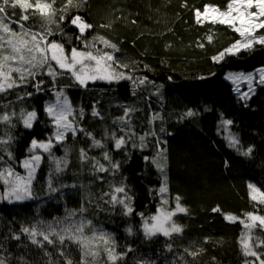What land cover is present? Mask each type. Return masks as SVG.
<instances>
[{"label":"trees","instance_id":"16d2710c","mask_svg":"<svg viewBox=\"0 0 264 264\" xmlns=\"http://www.w3.org/2000/svg\"><path fill=\"white\" fill-rule=\"evenodd\" d=\"M229 2L81 0L80 6L71 7L68 15L78 14L92 25L83 39H77L79 30L67 19L59 27L49 26L53 35L47 39L62 44L66 53L72 48L88 51L84 45L93 42L94 37L109 40L119 49L112 53L116 60L128 65L116 70L133 79L82 87L71 73L52 62L58 73L55 80L45 68L27 86L0 94V114H17L12 121L14 127L0 123V137L12 136L7 146L12 159L0 150V170L11 167L23 175L22 161L33 154L41 156L31 183L32 198L12 204L0 200V258L5 264H64L59 255L61 248L73 264H78L80 252L75 244L43 242L41 248L21 231L70 223L71 213L76 214L75 220L91 221L86 235L96 231L112 237L115 252L122 256L116 264H259L254 257L243 254L240 240L246 229L240 221L247 213L264 215V204L251 199L249 188L251 184L264 192V87L241 102L225 74L264 68V45L256 44L215 62L213 57L241 37L227 24L197 23L195 16V11H203L205 6L224 11ZM64 3L65 0H56L57 10ZM8 13L19 20V8H10ZM23 23L35 32L45 30L38 15ZM257 34L264 35V29ZM95 43L96 48L112 52L99 41ZM143 78L146 81L141 84ZM37 81L43 82L40 91L34 87ZM60 91L74 110L77 132H68L58 143L45 108L56 102ZM22 110L37 113L30 129L19 119ZM93 111L99 115L93 116ZM188 111L194 115L186 116ZM81 128L84 131H79ZM113 133L125 137L126 143L119 150ZM233 137L239 141L236 146H230ZM93 138L104 146H94ZM49 139L53 143L50 152L31 148L33 140L41 143ZM248 148H252L251 154L244 155ZM82 149L87 159H81ZM159 149H166V160H160L165 165L164 173L152 163L158 159ZM105 152L112 163H119L118 169L104 159ZM53 157L67 161L59 172ZM97 162L108 171H97ZM165 175L168 191L161 194ZM50 181L55 191L49 188ZM115 187H124L131 197L126 201L133 210L131 214H125L123 205L111 202L113 194L125 197V193H114ZM4 189L0 182V191ZM177 196L187 214L179 213L172 221L183 231L170 237H146L143 219L161 207L174 209ZM162 199H167L168 204L162 205ZM226 216L237 219L229 221ZM17 235L19 240L14 238ZM252 235L253 245L264 240V230L260 228L254 229ZM37 239L42 241V237ZM255 250L264 253V247ZM189 252L198 254L193 257ZM96 264H109L102 249Z\"/></svg>","mask_w":264,"mask_h":264},{"label":"snow or ice","instance_id":"6c2138e0","mask_svg":"<svg viewBox=\"0 0 264 264\" xmlns=\"http://www.w3.org/2000/svg\"><path fill=\"white\" fill-rule=\"evenodd\" d=\"M80 2L81 0H65L63 6L57 10L55 7L56 0H0V94L7 93L15 88L27 86L29 81L35 80V77L42 74L45 68H47L46 74L55 80L58 73L53 69L52 62H55V65L59 69L71 73L75 81L82 87H86L88 81H95L96 79L107 80L108 82L119 81L121 79H133L130 75L116 70L118 68H128V65L121 64L116 60L112 53L119 51V49L115 44H112L102 36L94 37L91 43H85L84 47L85 49H89L88 51L72 48L70 55L65 52L62 44L47 39L48 36L53 35L49 26L56 24L59 27L66 19L79 30L80 35L77 39H83L84 33L91 29L92 25L87 23L78 14L68 15L69 9L71 7L78 8ZM10 8L20 9L19 20L12 19L8 13V9ZM36 15L44 22L45 30L43 32L32 31L23 23ZM195 16L197 23H200L201 18L204 17L210 19L213 23L227 24L241 37L240 40L224 49L216 57H213L215 62H220L226 55H238L241 51L250 50L256 44L264 45V35H256L259 29H264V0H230L227 9L224 11L214 6H205L203 12L196 10ZM13 25H16V27L14 28ZM208 39L211 41L210 36ZM96 41L102 43L105 48L111 49L112 52H106L96 48ZM200 46L203 47L202 44ZM91 49H95V51ZM230 78L236 79L235 77ZM241 78L247 79L249 82L254 79L252 75ZM145 81L146 78H143L139 82L143 84ZM259 82L264 84V69L260 70ZM42 83V81H37L34 84L37 91L41 90ZM249 91H252L251 87ZM26 95L30 96L31 93H26ZM19 98L23 99V97ZM241 98L247 99L248 93H244ZM45 111L56 129L53 137L56 142H63L68 132H71L73 135L76 134L77 127L74 122V110L62 91L56 93V102L47 105ZM92 114L93 116L99 115L96 111H93ZM82 115L83 113L81 112ZM185 115L191 117L194 113L188 111ZM16 116L17 114L14 111L12 113L4 112L0 114V123L14 127L15 125L12 121ZM36 118L37 113L35 111L22 110L19 114V119L23 123V126L29 129L33 126ZM158 118V116L153 117V119ZM224 123L230 125L232 122L224 121ZM79 131H84V129L81 128ZM112 138L115 140V148L117 150L126 143L125 137H116L115 133L112 134ZM140 140L141 147H143L144 137L141 136ZM11 142L12 136L9 134L0 137V150H3L9 159H12V154L8 151L7 146ZM238 143V139L234 137L230 139V146H236ZM93 145L96 147L104 146L94 138ZM52 147V139L41 143L33 140L31 144L32 149L40 148L45 152H50ZM164 152H166V149H159L158 159L152 160V163L156 164L161 173L165 172V165L160 163V160H166V157L163 155ZM251 152L252 148H248L247 152L243 154L250 155ZM81 159H87V154L83 149L81 150ZM104 159L112 163L107 152L104 154ZM147 159L145 157V160ZM40 160V155L33 154L30 159L23 161V167L28 170L26 177L15 173L11 167L0 170V182L6 186L5 193L0 199H8L10 203L13 197L17 201L31 199V182ZM53 160L57 172L62 170V165L67 164L66 160L55 159L54 157ZM97 164V171H108L102 164L98 162ZM112 167L118 169L120 165L119 163H112ZM164 181V185L159 189L161 194L167 193L168 191L166 175L164 176ZM49 188L55 191L52 188L51 181L49 182ZM249 188L253 193L251 199L260 204H264V192H261L251 184ZM114 193H125V188L115 187ZM130 200L131 197H128L126 193L124 198H119L116 194L111 196L112 203H119L124 206L126 215L131 214L133 211L130 203H126V201ZM180 200L181 198L177 196L175 198L176 203L174 209L161 207L157 210V215L144 220L143 228L146 237L150 238L158 233L170 237L173 233L179 234L183 231L181 226L172 221V218L177 213L187 214V209L181 205ZM161 203L162 205H167L168 201L167 199H162ZM218 210L214 209V211ZM75 215V213L69 215L68 219L71 222L67 224L59 222L56 226L48 225L46 230H38L36 227H31L22 228L21 231L29 236L32 244L41 248L44 247L43 242H46L48 245L58 243L61 246H64L66 241L75 244L80 252L78 264H96L97 258L101 254V249L107 256L109 264H116L117 260L122 259V256L115 252L114 240L108 233L92 231L91 235H86V229L91 228V221L84 219L75 220L73 219ZM225 219L235 221L237 218L226 216ZM240 222L246 229V232L242 234L240 240L244 256L254 257L256 261H259V264H264V258H262L264 257V253H258L255 250L256 248L264 247V240L257 241L255 245L252 243L253 230L256 228L264 230V215L247 213L245 219H242ZM37 237H42V241L38 240ZM14 238L17 240L20 239L18 235ZM197 254L198 252H189V255L193 257ZM45 255H48V253L45 252ZM59 255L64 258V264H73L72 259L66 254L63 248H61ZM0 264H5V260L0 258ZM245 264H254V262L246 261Z\"/></svg>","mask_w":264,"mask_h":264},{"label":"rangeland","instance_id":"374dc122","mask_svg":"<svg viewBox=\"0 0 264 264\" xmlns=\"http://www.w3.org/2000/svg\"><path fill=\"white\" fill-rule=\"evenodd\" d=\"M253 11H255V9H253ZM203 12V11H201ZM211 20L210 19H206L204 17L201 18V23H204V22H210ZM256 35L259 36L256 32ZM102 44V43H101ZM67 54H71L70 53H67ZM87 63V62H86ZM79 67V66H78ZM261 69H264V68H260L258 70H255L253 72H249V73H242V72H237V73H232V72H229V73H226L225 74V79L232 85L233 87V90H234V93H235V96L237 97V99L241 102H246L247 100H249V98L251 97V95L260 87H264V84L260 83L259 82V77H260V70ZM249 75H252L254 77V79L249 82L247 79H244V78H241V77H247ZM230 77H235L236 79H232ZM95 82H104V83H109L107 80H102V79H96L95 81H88L87 85L90 84V83H95ZM252 89V91H249V89ZM244 93H248V98L247 99H242L241 97L243 96ZM55 140V139H54ZM36 149H40V148H36ZM27 159H30V158H27ZM26 160V159H25ZM24 161V160H23ZM23 161H22V167H23ZM40 163V162H39ZM39 166V165H38ZM37 168L36 167V171H37ZM23 170H24V174L23 175H20V176H23V177H26L28 175V170L25 169L23 167ZM35 171V173H36ZM35 173H34V177H35ZM34 179V178H33ZM32 179V181H33ZM32 183V182H31ZM6 187V186H5ZM5 193V189L0 191V197H3ZM259 198V197H258ZM12 199V203H17V202H21V201H17L15 200V198H11ZM0 200H3L4 202H7V203H10L8 199H0ZM26 200V199H25ZM24 201V200H23ZM179 214V213H177ZM154 215H157V212L154 214ZM152 215V216H154ZM150 216V217H152ZM148 217V218H150ZM148 218H144L143 219V224H144V220L148 219ZM144 229V228H143ZM159 234V233H158ZM157 234V235H158ZM160 235H163V234H160ZM164 236V235H163Z\"/></svg>","mask_w":264,"mask_h":264}]
</instances>
